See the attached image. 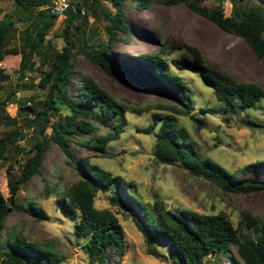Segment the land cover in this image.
<instances>
[{
  "label": "rangeland",
  "instance_id": "374dc122",
  "mask_svg": "<svg viewBox=\"0 0 264 264\" xmlns=\"http://www.w3.org/2000/svg\"><path fill=\"white\" fill-rule=\"evenodd\" d=\"M196 1L205 7L219 4L224 15L231 14L238 7L257 8L264 14L262 0ZM102 4L109 8L107 3ZM123 9L126 30L119 32L118 39L112 43L114 62L139 76L146 69L140 55L158 53L166 60L167 71L180 76V91L170 84H164L167 93L152 92L131 80L105 73L85 56L77 54L73 80H78L80 72L88 74L128 109L124 114L126 123L119 138L108 141L104 146L107 153L105 156L75 142L71 143L69 149L78 167H81L80 159L87 156L91 163L127 182L118 187L110 184L98 190L93 199L96 208L112 211L122 227L125 252L121 264H175L176 258L171 254L168 239L151 237L147 244L132 220L135 217L145 228L152 226L156 218L152 193L172 211L181 208L205 214L223 211L236 225L240 210L264 219V191L256 190L248 194L224 191L210 181L188 174L185 169L157 161L152 156V146L159 120L151 131L143 132V129L152 122L153 114L162 116L166 113L157 109V104L176 107L182 103L187 104L190 114L200 122L196 125L188 115H176L177 126L186 132L185 139L178 140L179 144L197 160L209 159L218 164L235 182H264V96L250 106H242L233 97L232 104L225 108L198 73L175 68L171 60L189 58L183 48L192 45L200 50L204 64L209 69L264 87V58L255 57L243 39L221 31L180 2L167 5L162 0H151L146 8L137 9L127 0ZM7 18L16 21V30L9 38L8 45L21 48L20 33L28 22L27 12L20 11L10 0H0V20ZM63 18L64 14L57 15L45 36L57 50L64 45L61 36ZM85 19L86 40L89 42L95 37L104 40L103 21L90 10L86 11ZM70 34H76L74 28H71ZM73 43L72 49L77 45L74 38ZM160 48H163L162 51ZM34 60H37L36 56ZM18 62L19 55H10L0 63V68L8 75L1 82L0 99L14 90L13 98L3 105V113L17 121L15 125L0 124V136L14 127H19L22 133L16 142L24 151L12 161L14 174L17 173L18 162L37 138L36 126L27 124L25 115L14 100L23 98L35 103L42 94L39 88L33 86L38 81V73L35 71L27 74V78L21 82L18 81L14 73ZM75 90L76 85L73 84L68 88V93L73 96ZM146 108L149 110L144 111ZM105 131L106 127L100 126L95 133L103 135ZM44 132L48 135L49 127ZM250 163L257 165L250 170H243ZM6 166L7 163L0 162V192L4 197L8 195ZM39 171L15 195L16 206L6 215L0 241L11 242L16 236H22L35 247L53 252L60 264H99V260L91 259L83 251L85 238L73 233V221L64 215L59 202L64 190L79 178L78 174L65 161L60 149L52 143L47 145L42 154ZM112 193L121 201L110 202L108 196ZM29 202L42 209L48 219L34 220L25 211ZM233 255L235 250L231 248L226 255L219 253L205 256L203 264H231ZM104 256L105 264H114L112 251H107Z\"/></svg>",
  "mask_w": 264,
  "mask_h": 264
},
{
  "label": "trees",
  "instance_id": "16d2710c",
  "mask_svg": "<svg viewBox=\"0 0 264 264\" xmlns=\"http://www.w3.org/2000/svg\"><path fill=\"white\" fill-rule=\"evenodd\" d=\"M10 1L19 7L20 11L27 12L28 22L20 33L21 48H17L8 45L9 38L16 30L15 19L0 20V63L7 56L19 55L18 67L14 70L18 81L21 82L24 77L27 78V74L35 71L38 73V81L33 86L39 88L42 94L35 103L30 99L14 100L25 115L27 124L37 128V138L18 162L16 174L13 173L12 161L24 151L16 142L22 135L20 128L14 127L0 136V162L7 163L5 175L8 192L6 197L0 192V236L8 211L16 206L15 195L26 181L40 173L42 154L47 145L52 143L60 149L65 161L79 176L64 190L59 202L64 215L73 221V233L85 238L83 251L91 259L99 260V264H105L104 254L112 251L114 264H121V257L125 252L122 227L112 211L96 208L93 199L98 190H103L110 184L118 187L127 182L91 163L87 156L80 159L81 167H78L69 147L75 142L105 156L107 153L104 146L108 141L118 139L125 126L124 114L128 107L86 73H78V80L74 81L72 75L75 72V56L81 54L105 73L131 80L155 93H167L164 84H170L180 91L181 78L178 74L169 73L166 60L155 52L140 55L146 69L139 76L114 62L111 46L118 39V33L126 30L123 5L127 0H72L70 4L73 9L70 7L63 13L61 36L64 45L60 50L55 49L45 39L58 15L50 13L46 8L47 0ZM128 1L137 9H144L151 2ZM102 2L107 3L109 8ZM175 2L182 3L188 10L211 22L221 31L240 37L255 57L264 58V14L257 8L238 7L231 14L224 15L219 4L205 7L196 0H162V3L167 5ZM262 2L264 3V0ZM80 6L84 7L83 14L79 12ZM88 10L103 21L104 40L100 37H95L89 42L86 40L84 26ZM71 28L75 29L74 36L70 34ZM73 38L77 45L72 49ZM162 49L160 48V51ZM183 49L189 58L172 59L171 64L175 68L190 69L198 73L211 88L216 100L225 108L232 104L233 97H236L242 106H250L264 96V87L261 85L209 69L197 47L188 45ZM35 56L37 60H34ZM7 78L8 75L0 68V89L1 82ZM73 84L76 85V90L71 96L68 88ZM13 96L14 90H10L0 99V124L17 123L14 117L3 113V105ZM157 105V109L166 113L162 116L153 114L152 122L143 129V132L151 131L159 120L152 146L153 158L161 162L183 163L188 174L210 181L224 191L245 194L256 190L264 191V182H235L218 164L209 159L197 160L179 144L178 140L185 139L186 132L177 126L176 115H188L196 125L200 122L190 114L187 104L182 103L178 107ZM147 110L149 109L144 111ZM100 126L106 127L103 135L95 133ZM47 127L48 135L44 132ZM256 165L257 163H250L243 170H250ZM152 195V207L156 211L152 226L145 228L135 217H132V220L147 244L151 237L168 239L171 254L176 258L175 264H203L205 256L219 253L226 255L231 248L235 250V255L231 256V264H264L262 217L240 210L238 221L234 225L223 211L215 214L186 208L172 211L164 206L155 193ZM108 200L116 202L121 201V198L112 193ZM25 211L36 221L48 219L47 214L33 202L27 204ZM0 264H60V260L53 252L41 250L24 237L16 236L11 242L0 241Z\"/></svg>",
  "mask_w": 264,
  "mask_h": 264
},
{
  "label": "built area",
  "instance_id": "2783aa9c",
  "mask_svg": "<svg viewBox=\"0 0 264 264\" xmlns=\"http://www.w3.org/2000/svg\"><path fill=\"white\" fill-rule=\"evenodd\" d=\"M71 1L72 0H47L45 6L50 13H56L59 15V14H63L64 11L70 7L73 9V6H71L70 4ZM79 12L80 14L84 13L83 6L79 7ZM23 79H26V77H24Z\"/></svg>",
  "mask_w": 264,
  "mask_h": 264
},
{
  "label": "water",
  "instance_id": "95a60500",
  "mask_svg": "<svg viewBox=\"0 0 264 264\" xmlns=\"http://www.w3.org/2000/svg\"><path fill=\"white\" fill-rule=\"evenodd\" d=\"M167 165H175V166H177V167H180V168H182V169H185V166H184V164L183 163H178V164H175L174 162H172V161H166L165 162Z\"/></svg>",
  "mask_w": 264,
  "mask_h": 264
}]
</instances>
